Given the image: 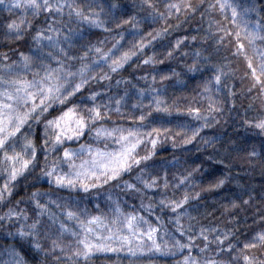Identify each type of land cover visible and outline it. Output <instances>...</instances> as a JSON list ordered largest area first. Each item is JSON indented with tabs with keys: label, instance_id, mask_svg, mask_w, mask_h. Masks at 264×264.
Masks as SVG:
<instances>
[{
	"label": "snow or ice",
	"instance_id": "1",
	"mask_svg": "<svg viewBox=\"0 0 264 264\" xmlns=\"http://www.w3.org/2000/svg\"><path fill=\"white\" fill-rule=\"evenodd\" d=\"M141 6L148 10L144 18L134 12L128 14L126 6L118 0H0V13L7 14L0 15V39L16 44L15 48L0 51V202L8 203L19 183L17 178L33 169L39 170L37 179L46 177L50 186L69 191L67 198L60 196L49 200L52 192L33 189L26 194L27 199L18 198L15 206L9 204L0 212V226H7L6 238H12L20 247L27 246L38 256L50 257L55 264H79L96 252L122 251L131 254L172 252L179 256L176 264H264V228L254 231L243 241L229 242V237L233 236L230 228L203 225L197 228L185 221V218L193 220L184 206L199 196V191L190 193L189 188L203 183L194 176L201 165L189 166L182 174H174V182L167 179L166 172L153 175L146 172L147 163L141 166L153 155L152 148L161 134L190 144L202 128L209 126L208 119H215L212 113L220 111L217 106L220 102L212 93L221 90V80L227 75V60L215 64L207 48L204 49L206 55H202L201 49L192 51L193 63L186 66L188 71L197 72L203 67L201 60L210 65L204 68L210 75L203 78L201 87L208 96L209 106L207 111L192 104L176 110L187 112L200 123L189 121L168 127H149L146 119L149 112L169 110L164 98L153 95L157 90L150 86L136 92L141 99L133 102V108L139 105L141 111L139 115L134 111L127 114V119L133 121L131 125L125 127L112 121L109 127L105 123L111 112L121 113V101L125 98L123 94H110V78L133 57L142 55L146 46L168 33V28H150L141 35L140 25L145 18L165 23L180 15L187 18L199 13L201 20L207 22L205 37L211 40L212 51L219 52L231 43L233 53L245 58V75L250 76L251 86L259 85L264 96V17L261 16L264 4L258 5L257 0H197L196 3L192 0H142ZM213 11L219 20L209 15ZM41 16L43 20L34 23ZM73 22L81 27H69ZM179 24L177 21V25H169V28ZM85 25L89 29H102L109 35L93 40L91 32L85 31ZM124 25L128 28L121 30ZM127 37L132 39L126 44ZM189 40L195 41L196 36L178 37L162 55L172 56L183 47L181 41L187 43ZM22 44L27 45L26 49ZM139 62L156 64V54L150 52ZM171 74L176 75L174 70ZM167 75L161 74L159 79L164 81ZM143 79H149L147 72ZM151 79L155 80L156 76ZM98 81L109 83L91 90L90 86ZM121 82V79L116 80L117 85ZM85 89L88 90L87 101L74 103ZM228 95H232L231 89ZM105 96L108 99H104ZM53 105L63 110L43 121L37 144L33 124ZM244 124L264 133V112L246 119ZM85 134L91 142H82ZM213 142L214 138L206 141ZM71 143L77 146H65ZM141 145L145 147L143 154ZM248 155L255 156V149ZM137 168L135 182L121 180L122 174ZM225 179L222 175L206 186L218 188ZM110 182H115L117 189L130 195L142 196L148 190L158 189L157 202L162 208L170 209L171 230L159 216H156V223H152L139 211H122L119 196L113 200L109 194L111 203L107 212H101L99 204L95 206L96 211H90L81 207L80 200L71 195L72 191L86 193ZM243 202L248 203V198ZM29 203L34 207L22 206ZM49 204L57 211H52ZM235 204L233 200L225 207ZM141 208L154 210L155 205L141 201ZM259 219L264 221V217ZM253 251L259 255H253ZM8 252L14 264H27L15 245L10 246Z\"/></svg>",
	"mask_w": 264,
	"mask_h": 264
},
{
	"label": "trees",
	"instance_id": "2",
	"mask_svg": "<svg viewBox=\"0 0 264 264\" xmlns=\"http://www.w3.org/2000/svg\"><path fill=\"white\" fill-rule=\"evenodd\" d=\"M110 2V0H109ZM126 6L128 14L135 13L137 16L144 18L148 11L146 7H142V0H118ZM196 3L197 0H192ZM257 4H264V0H257ZM160 9L163 10L162 3ZM18 14V13H17ZM0 15H7L0 13ZM209 15L213 19L219 20V16L213 11ZM264 17V12L261 13ZM255 19V16L253 17ZM67 19V17H65ZM43 20L41 16L34 23H39ZM179 26L170 27L169 25ZM207 22L202 21L200 14L196 13L189 17L180 15L169 19L165 23L159 20L153 22L151 18L142 19L140 30L141 35L149 29L168 28L167 35L158 37L151 46H146V51L138 57H133L127 62L118 73L113 74L110 78L111 88L110 94L113 96L121 95L125 97L121 101V113L115 111L109 114L108 120L105 123L110 127L112 121L116 124H123L125 127L131 125L133 121L127 119V114L135 112L140 114L139 105L133 108V102L141 99L136 92L138 89L147 90L149 86L156 89L153 95H161L164 102L168 104L169 110L162 111L153 109L148 113L146 119L149 120V127L160 126L168 127L170 124L175 125L179 122L198 124L200 121L193 120L188 116L187 112H178L177 108H187L189 104L198 106L202 111H207L209 106L208 96L201 91L203 78L210 73L205 72L204 68L210 65L204 63L197 72L187 70V65L193 63L192 51L201 49L202 55H206L205 48L212 52V63L223 64L227 60L225 71L226 77L221 80V90L213 92L214 98L219 100L217 105L220 108L219 112H213L215 119L209 118L208 127L200 130L197 138L190 144L180 143L179 140L173 141L167 136L161 134L154 148L153 155L149 161L142 162L148 164L146 172H151L153 175L167 173V179L173 181L174 174H182L189 166L194 167L196 164L201 167L194 173L197 181H203L198 187L189 188L190 193L199 191V196L190 199L184 207L188 209L189 214L193 217L192 221H185L199 227H219L221 229L230 228L233 231V236L229 237V242L236 240L243 241L247 236L254 231L264 228V221L259 217H264V133L254 126L244 124L246 119L257 117L258 113L264 112V96L261 95L259 85L251 86L250 76H246L247 71L246 61L243 55L234 54L231 43L226 44L219 52L212 51V42L205 37L207 31ZM112 27V25H108ZM69 27L80 28L81 26L75 22ZM128 28L127 25L122 26L121 30ZM85 31L91 32V39L97 40L108 37V33L99 28H91L84 26ZM131 31V29H128ZM196 36L195 41L189 40L187 43L181 41L183 47H180L172 56L162 55L167 51V46L174 42L178 37ZM137 39L139 37H136ZM26 39H30L27 38ZM132 37H127L125 43L131 40ZM26 49L27 45L22 44ZM107 46V42L105 44ZM15 48V43H10L0 39V51L7 48ZM156 54L157 63L143 65L139 61L149 53ZM187 53V54H186ZM176 75H172L173 72ZM149 74V79H143L144 73ZM161 74H168L164 81L159 79ZM155 75L156 79L151 77ZM123 77H128L123 80ZM121 79V83L117 85L116 80ZM109 81H98L97 84L91 85V90L95 91L98 85L108 84ZM134 86V87H133ZM163 86V87H161ZM231 89L232 95H228ZM199 94V95H197ZM88 90H82V95L77 96L74 103L81 100L87 101ZM147 91L145 96H147ZM151 98V97H149ZM104 99H108L105 96ZM145 111L147 112V100H144ZM115 107V99L112 100ZM175 105V107H173ZM163 107V105H162ZM63 108L58 105H53L45 113L41 120L34 122L33 128L34 139L39 144L40 131L43 128V121L52 116L58 115ZM124 117L121 119V117ZM171 134V133H170ZM208 138H214L213 143H206ZM84 143L91 142L87 135L82 141ZM175 143V147L173 144ZM68 147H76V143L67 144ZM141 154L145 151L144 145L139 146ZM255 149L256 155L249 156L248 153ZM55 156V153L52 154ZM43 159V156H40ZM51 159V157H50ZM158 170V171H157ZM138 168L130 173L122 174L121 180L133 181V177L137 175ZM225 176V183L218 188H208L206 185L209 182H214L215 178ZM39 170L33 169L27 174L18 177L19 183L13 189V194L9 197L8 203L0 202V212H3L9 204L15 206L18 198L27 199V193H31L33 189L40 192H52L53 195L49 200H54L57 197L63 196L67 198L69 191L67 189L57 190L55 185H49L46 177L39 178ZM150 179V176L148 177ZM135 182V181H133ZM139 186V185H138ZM122 187V184H121ZM111 194L113 200L119 196L120 206L122 211H139L142 216H145L150 222L156 223V216L161 217L167 229L171 230L169 223V208H162L157 199L160 197L158 189H151L144 193L130 195L127 191H120L115 187V182H110L108 185L98 186L97 189H89L88 192L72 191L71 195L75 199L80 200L81 207H87L90 211H96V205L99 204L101 212H107L108 206L111 203L108 200V195ZM171 195V190H169ZM150 197L152 198L150 200ZM248 198V203H244V198ZM235 200V206L231 205ZM91 201V203H89ZM141 201L144 204L152 203L155 205L154 210H144L141 208ZM43 203V199L41 200ZM63 203V201H61ZM26 209H31L34 205H22ZM52 211H57L54 205L49 204ZM19 210V209H17ZM234 217L230 219L229 217ZM7 226H0V264H14L8 248L15 245L21 252V256L27 264H43L47 261L48 264H55L50 257L38 256L34 251L25 247H20L12 238H6L5 233ZM167 239V237H165ZM195 255V252L193 253ZM253 255H259L253 251ZM35 257V259H34ZM227 258V257H222ZM179 259L178 255L172 252H138L131 254L128 252H96L93 253L87 261H80L79 264H176Z\"/></svg>",
	"mask_w": 264,
	"mask_h": 264
}]
</instances>
